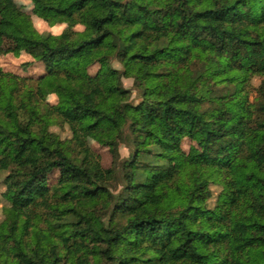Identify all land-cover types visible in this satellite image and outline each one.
<instances>
[{
	"label": "trees",
	"instance_id": "trees-1",
	"mask_svg": "<svg viewBox=\"0 0 264 264\" xmlns=\"http://www.w3.org/2000/svg\"><path fill=\"white\" fill-rule=\"evenodd\" d=\"M31 1L68 25L0 0L45 64L0 65V264H264V0Z\"/></svg>",
	"mask_w": 264,
	"mask_h": 264
},
{
	"label": "rangeland",
	"instance_id": "rangeland-1",
	"mask_svg": "<svg viewBox=\"0 0 264 264\" xmlns=\"http://www.w3.org/2000/svg\"><path fill=\"white\" fill-rule=\"evenodd\" d=\"M14 1L21 9L28 11L32 14L34 23L41 32L60 33L68 25L66 22L59 23L56 25H51L44 19L40 18L38 15H36L33 12L34 4L31 0H14ZM81 28H82L81 26H77V29H81ZM0 65L5 70L20 74L22 76L38 77L41 74L45 73V64L41 61H35L30 54H27L25 52H22L20 54L7 53L0 55ZM115 66H119V64L115 62ZM97 68L98 65H93L90 67V71L95 72ZM254 82L255 84H258L259 80L256 79ZM124 85L128 88H133V79L124 78ZM133 97L135 100L139 99L137 91L133 92ZM48 100L52 103H56L58 99L55 94H52L48 97ZM53 129L60 132L63 137L70 135V132L67 128L60 129L59 127H54ZM91 143L94 149H96L102 155L103 164L109 166L112 161V157L108 148L99 145L96 141L93 140L91 141ZM189 144L190 142L188 140L184 141V147L186 149L189 147ZM121 154L124 156L128 155L127 148H122ZM57 176H58V171H55L51 176L52 181H55ZM3 189L4 187L0 186V190L2 191ZM213 189L216 195L218 188L216 186H213ZM0 198H1V205H3L5 201L3 200L2 197ZM3 217L4 216L2 214V211L0 210V221L3 219Z\"/></svg>",
	"mask_w": 264,
	"mask_h": 264
}]
</instances>
